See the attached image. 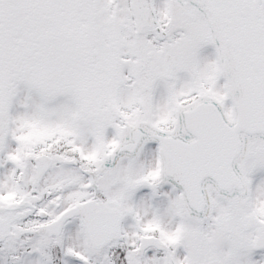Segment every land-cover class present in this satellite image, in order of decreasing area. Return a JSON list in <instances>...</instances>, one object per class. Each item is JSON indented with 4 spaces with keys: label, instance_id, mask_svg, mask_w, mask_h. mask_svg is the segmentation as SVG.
I'll return each mask as SVG.
<instances>
[{
    "label": "snow or ice",
    "instance_id": "obj_1",
    "mask_svg": "<svg viewBox=\"0 0 264 264\" xmlns=\"http://www.w3.org/2000/svg\"><path fill=\"white\" fill-rule=\"evenodd\" d=\"M0 264H264V0H0Z\"/></svg>",
    "mask_w": 264,
    "mask_h": 264
}]
</instances>
